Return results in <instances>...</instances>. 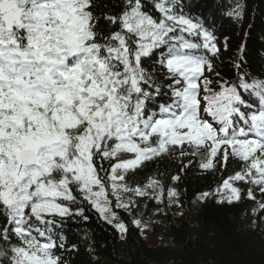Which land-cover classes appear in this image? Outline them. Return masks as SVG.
I'll use <instances>...</instances> for the list:
<instances>
[{
    "label": "snow or ice",
    "instance_id": "snow-or-ice-1",
    "mask_svg": "<svg viewBox=\"0 0 264 264\" xmlns=\"http://www.w3.org/2000/svg\"><path fill=\"white\" fill-rule=\"evenodd\" d=\"M99 7L0 0V264H61L79 244L52 233L69 220L87 224L89 209L127 233L123 220L114 222L133 205H114L104 179L127 181L167 151L170 137L172 147L207 149L202 172L218 157L223 169L230 159L241 165L197 197L239 203L241 184L249 185L243 198L264 197V78L245 71L246 44L229 79L215 64L229 51L217 36L219 17L204 0ZM245 9L233 0L222 15L242 19ZM170 181L165 188L150 176L133 187L160 183L152 203L179 201L180 174Z\"/></svg>",
    "mask_w": 264,
    "mask_h": 264
},
{
    "label": "trees",
    "instance_id": "trees-1",
    "mask_svg": "<svg viewBox=\"0 0 264 264\" xmlns=\"http://www.w3.org/2000/svg\"><path fill=\"white\" fill-rule=\"evenodd\" d=\"M227 1L233 3V0ZM95 3L100 7L94 11L99 12L104 10V5L111 6L117 0H95ZM204 3L217 11V34L227 38L229 51L222 54L221 60L224 61L218 67L220 74L229 79L233 77L235 53L244 43L247 53L245 71H249L252 77L264 78V0H240L242 5L246 4V9L239 21L221 16L225 8L223 4L214 0H204ZM145 66H148L147 62ZM193 151L195 156L191 154ZM208 160L205 150L171 146L162 156L128 175L127 183L136 189L133 185H144L150 176L153 180H162L167 188L170 177L180 174V182L173 185L179 193V201L174 196L169 208L164 206L170 215L163 219L170 221H165L168 224L158 233L162 244L165 242L162 248H148L132 229H128L124 244L120 246L116 231L99 222L88 210L90 219L87 224L82 220H69L63 228L68 244H79L80 251L62 254L61 264H264V211L257 212L264 197L255 201L243 198L247 192L243 189L239 203H217L212 196L198 202L196 193L214 191L224 177L241 168L239 161L230 159L225 169L217 163L213 171L202 172L198 165ZM216 161L221 159L218 157ZM189 164L191 166L185 169ZM156 186L161 187L160 183ZM138 195L144 199H137ZM154 195L155 191L148 188L145 193L132 195L129 198L133 200L132 215L135 216L138 208L141 210L137 219L146 216L145 212L152 213L151 198Z\"/></svg>",
    "mask_w": 264,
    "mask_h": 264
},
{
    "label": "rangeland",
    "instance_id": "rangeland-1",
    "mask_svg": "<svg viewBox=\"0 0 264 264\" xmlns=\"http://www.w3.org/2000/svg\"><path fill=\"white\" fill-rule=\"evenodd\" d=\"M122 234H123V232H122ZM144 234V233H143ZM145 237V236H144ZM146 238V237H145ZM138 239L142 242V243H144L145 245H146V242L144 241V240H142L140 237H138ZM120 244V243H119ZM120 246H123V244H120Z\"/></svg>",
    "mask_w": 264,
    "mask_h": 264
}]
</instances>
